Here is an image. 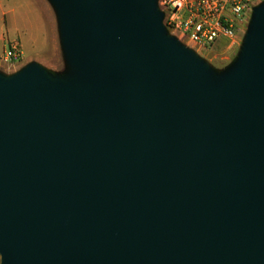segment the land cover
Segmentation results:
<instances>
[{
	"label": "water",
	"instance_id": "water-1",
	"mask_svg": "<svg viewBox=\"0 0 264 264\" xmlns=\"http://www.w3.org/2000/svg\"><path fill=\"white\" fill-rule=\"evenodd\" d=\"M51 1L81 81L0 84V264H264V1L214 91L154 0Z\"/></svg>",
	"mask_w": 264,
	"mask_h": 264
},
{
	"label": "rangeland",
	"instance_id": "rangeland-1",
	"mask_svg": "<svg viewBox=\"0 0 264 264\" xmlns=\"http://www.w3.org/2000/svg\"><path fill=\"white\" fill-rule=\"evenodd\" d=\"M97 1L102 6L108 0ZM162 1L154 0V10L163 14L161 22L164 24ZM2 7L3 10L14 7V10L6 12L5 21L0 20L1 85L11 84L30 66L36 67L49 85L65 87L81 81L63 44L58 6L54 1L3 0ZM253 21L251 13L248 20L237 27L232 37L206 46L180 40L168 29L163 35L167 39L174 36L177 44L202 66L207 73L205 88L214 91L239 68L253 29ZM9 38L18 40L22 51L21 59L15 62L5 60L3 56Z\"/></svg>",
	"mask_w": 264,
	"mask_h": 264
},
{
	"label": "built area",
	"instance_id": "built-area-1",
	"mask_svg": "<svg viewBox=\"0 0 264 264\" xmlns=\"http://www.w3.org/2000/svg\"><path fill=\"white\" fill-rule=\"evenodd\" d=\"M262 0H163L164 24L180 40L206 46L232 37ZM5 60L21 59L19 41L9 38Z\"/></svg>",
	"mask_w": 264,
	"mask_h": 264
},
{
	"label": "crops",
	"instance_id": "crops-1",
	"mask_svg": "<svg viewBox=\"0 0 264 264\" xmlns=\"http://www.w3.org/2000/svg\"><path fill=\"white\" fill-rule=\"evenodd\" d=\"M2 3H3V0H0V20L5 21L6 12L13 11L14 7H10L7 10H3ZM0 39H1V36H0Z\"/></svg>",
	"mask_w": 264,
	"mask_h": 264
}]
</instances>
